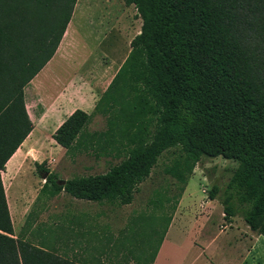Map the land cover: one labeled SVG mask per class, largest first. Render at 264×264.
<instances>
[{"label": "trees", "instance_id": "obj_1", "mask_svg": "<svg viewBox=\"0 0 264 264\" xmlns=\"http://www.w3.org/2000/svg\"><path fill=\"white\" fill-rule=\"evenodd\" d=\"M122 1L134 5L142 24L103 95L114 137L97 143L117 162L63 183L49 173L40 191L130 204L159 156L179 148L165 172L180 197L203 156H222L237 165L209 198L220 193L225 217L239 215L264 236V0ZM76 2L0 0V264H81L14 235L2 180L33 129L24 89L57 50ZM89 118L74 110L53 139L68 152L82 147Z\"/></svg>", "mask_w": 264, "mask_h": 264}, {"label": "crops", "instance_id": "obj_2", "mask_svg": "<svg viewBox=\"0 0 264 264\" xmlns=\"http://www.w3.org/2000/svg\"><path fill=\"white\" fill-rule=\"evenodd\" d=\"M131 6L134 5L125 4L124 7ZM85 7L80 8L76 2L57 50L24 89L26 108L33 122V129L8 159L2 172L11 218L10 176L14 177L24 167H29L25 164L28 152L39 147L42 154L58 155L59 161L69 158L73 163L78 162L84 154L93 156L97 162L107 160L103 161L104 165H108L107 168H102L97 173L106 172L114 164H110L108 160L116 161L105 143H97L98 139L103 141L114 137L107 132L106 111L109 103L103 99V95L127 57L130 41L140 32L142 20L136 9L132 11L131 17L127 16L121 21L123 24L127 21L123 27L128 32L126 40L123 39L125 46H121L117 39L98 52V41L95 44L87 41L93 36V29L84 33L88 29L80 24L79 14L93 11L92 6ZM86 21L87 24L91 22L89 16ZM76 109L88 113L90 118L79 136L83 146L68 152L52 135ZM33 159L36 160L35 163H41L36 157ZM90 170L92 167L87 166L81 171ZM86 175L89 174L80 176ZM72 177L67 176L64 180ZM192 179L199 181L201 193L205 196L206 192L202 188L205 177L200 176L195 167L180 197L177 196L178 191L174 195L160 193L166 196L164 232L151 258L145 262L136 260V264H264V236L252 231L238 215L225 217L217 196L213 199L207 196L197 198L194 186L190 187ZM173 184L176 187V183ZM59 194L65 200L58 209L55 243L48 245L46 242L42 243L44 241L40 238L29 241L81 264H122L118 257H113L111 261L105 258V252L119 240L115 241L113 238V230L112 234H103V228L113 218L112 209L101 206L107 201L79 199L64 191ZM133 219L136 220L137 217L131 218L125 229ZM126 236L130 238V233ZM128 244L131 245V242Z\"/></svg>", "mask_w": 264, "mask_h": 264}, {"label": "rangeland", "instance_id": "obj_3", "mask_svg": "<svg viewBox=\"0 0 264 264\" xmlns=\"http://www.w3.org/2000/svg\"><path fill=\"white\" fill-rule=\"evenodd\" d=\"M77 3L80 8L87 5L90 6L89 8L91 6L94 8H91L93 11L89 10L82 15L79 14V18L81 26L88 29L84 33H89L93 29V36L90 35L91 38L87 41L95 44L97 40L98 52L106 49L117 39H119L121 46H125L123 39L126 40L128 32L123 27L126 26L127 21L124 24L121 21L127 16L131 17L132 11H135L134 6L126 8L122 0H77ZM87 16L91 20L89 24L86 21ZM41 152L39 147L28 152L25 164L29 167H24L14 177L10 176L9 201L12 208L13 227L15 228L14 235L24 237L27 240L40 238L44 242L46 241V244L51 245L55 243L57 238L58 209L65 199L60 194L49 197L48 192L40 191L44 183L41 176L46 172H53L59 179L64 180L67 176L75 177L81 174L101 172L102 168L106 169L108 165L103 164V161L107 160L102 159L97 162L93 156L87 154L81 155L78 162L73 163L69 161V158L59 161L58 155L49 156ZM178 154L179 148H171L159 156L149 177L136 189L130 204L108 202L102 205L97 204L108 209L111 208L113 213V218L108 220V225L103 228V234H112L113 230L115 241L119 238L118 243L114 247H110L108 252H105L107 261L113 260V257L114 259L118 257L122 264H136V260L145 262L151 258L166 225V196L160 193L165 192L174 195L177 192V188L173 184L175 179L165 172V168L172 163ZM33 157H36L43 165L40 172L35 169L36 160ZM49 159L51 160L49 161ZM108 161L110 164L117 162V160L112 159ZM71 163H73V167ZM236 165V161L225 159L222 156L213 158L203 156L196 164L195 169L200 176L205 177V181L202 182V188L206 192L205 196L201 193L197 179L194 181L192 179L190 182V187L194 186L197 191V198L209 197V191L213 184L223 187ZM87 166L92 167V170L81 171L83 167ZM97 167L100 169H96ZM216 196L219 200L220 193H217ZM135 216L137 219H133L125 229L128 221ZM129 233L130 238H127L126 235ZM128 242H131V245Z\"/></svg>", "mask_w": 264, "mask_h": 264}, {"label": "water", "instance_id": "obj_4", "mask_svg": "<svg viewBox=\"0 0 264 264\" xmlns=\"http://www.w3.org/2000/svg\"><path fill=\"white\" fill-rule=\"evenodd\" d=\"M49 174V172H46L45 175H43V178H45L47 175ZM60 182H64V180H61Z\"/></svg>", "mask_w": 264, "mask_h": 264}]
</instances>
